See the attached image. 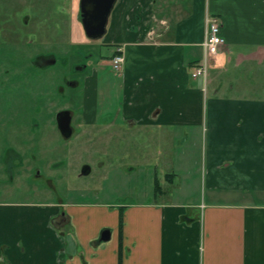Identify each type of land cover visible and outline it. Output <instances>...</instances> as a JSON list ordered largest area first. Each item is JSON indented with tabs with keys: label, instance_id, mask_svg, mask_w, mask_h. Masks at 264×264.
<instances>
[{
	"label": "crops",
	"instance_id": "1",
	"mask_svg": "<svg viewBox=\"0 0 264 264\" xmlns=\"http://www.w3.org/2000/svg\"><path fill=\"white\" fill-rule=\"evenodd\" d=\"M75 1L70 14L58 8L54 21L50 14L54 29L70 26L72 39L83 31ZM207 16L218 19L222 38L211 56V83L208 73L205 80L191 76L203 59ZM16 27L7 39L21 43ZM102 41L123 48L121 106L114 117L100 110L94 75L84 91L83 123L199 130L194 169L177 171L178 186L176 163L164 175L170 189L196 187L199 195L161 199L167 189L156 175L155 197L128 203L123 219L109 222L74 211L57 222L56 205L0 203V264H264V0H116ZM104 230L109 238L100 240Z\"/></svg>",
	"mask_w": 264,
	"mask_h": 264
},
{
	"label": "rangeland",
	"instance_id": "2",
	"mask_svg": "<svg viewBox=\"0 0 264 264\" xmlns=\"http://www.w3.org/2000/svg\"><path fill=\"white\" fill-rule=\"evenodd\" d=\"M43 2L52 6V13L45 10L50 5L44 6ZM78 2L75 1L77 6ZM70 3L71 0H0V28L4 29V35H0V78H3L0 85V203L29 204L37 208L56 205L61 212L74 211L85 217L94 212L95 218L109 222L111 218L123 219L128 203L153 199L156 175L164 183L162 188L167 189L161 199L180 202L196 199L199 195L196 187H192L190 193L170 188L180 183L182 178L177 174L180 168L183 170L185 165L188 170L190 164L194 169L192 159L201 154V148L197 147L198 139L202 141V132L129 128L123 124L112 128L83 123L84 77L81 74H91L95 68L97 103L102 112L108 111V115L114 117L122 100V68H112L111 61L104 57L111 51L108 42L88 39L80 20L83 31L77 34V39H72L69 25L54 29L50 14H55L53 21L58 18L55 17L59 14L58 8H65V13L70 14ZM24 20L29 22L24 23ZM15 24L14 35L21 33V43L7 39L10 27ZM34 24L46 28L48 24V33L38 35ZM78 50L93 52L88 69L79 74L73 71L72 65L80 60ZM44 55H52L53 61L43 62ZM211 62L210 58L207 68L210 83ZM228 75L224 74L225 80ZM69 79H79L80 84L68 87L66 80ZM258 84L254 82L253 87ZM63 109L72 112L69 137L61 134L56 123V113ZM157 145L160 153L153 154L151 150ZM12 152L17 155L10 165L6 157ZM145 155L151 156L150 162L144 160ZM147 164L152 172L145 169ZM84 165H88L90 171L82 174ZM172 167L176 173L172 175L174 181L170 186L164 175L172 171ZM76 205L80 207L71 209Z\"/></svg>",
	"mask_w": 264,
	"mask_h": 264
},
{
	"label": "water",
	"instance_id": "3",
	"mask_svg": "<svg viewBox=\"0 0 264 264\" xmlns=\"http://www.w3.org/2000/svg\"><path fill=\"white\" fill-rule=\"evenodd\" d=\"M116 0H80V17L85 35L91 39L101 38L106 32V26L111 9ZM71 115L69 110H59L56 113V123L61 134L68 137L71 132ZM89 172V166H83L81 173ZM109 230L101 233L100 240L109 238Z\"/></svg>",
	"mask_w": 264,
	"mask_h": 264
},
{
	"label": "built area",
	"instance_id": "4",
	"mask_svg": "<svg viewBox=\"0 0 264 264\" xmlns=\"http://www.w3.org/2000/svg\"><path fill=\"white\" fill-rule=\"evenodd\" d=\"M207 32L203 42L204 54L202 61L194 68L191 76L201 77L205 80L207 75V68L210 62V58L218 51V46L222 42V38L219 36V21L216 17L207 16ZM119 53H116L112 58V67L119 70L123 64L124 57L122 49L117 48Z\"/></svg>",
	"mask_w": 264,
	"mask_h": 264
},
{
	"label": "flooded vegetation",
	"instance_id": "5",
	"mask_svg": "<svg viewBox=\"0 0 264 264\" xmlns=\"http://www.w3.org/2000/svg\"><path fill=\"white\" fill-rule=\"evenodd\" d=\"M138 17L136 16V19H137ZM1 29L2 30H4L2 27H1ZM0 35H4L3 33H1L0 32ZM87 37V36H86ZM2 38H4L5 39V36L4 37H2ZM88 38V37H87ZM88 39H90V40H93V41H96V40H101V42H103L102 40H103V36L101 37V38H98V39H91V38H88ZM12 42V41H11ZM108 48H110L111 49V51H110V53L108 54V55H105L104 57L106 58V59H109L110 61H111V66H112V58H113V53H114V47H113V44H111V43H108ZM118 48H121V46L120 47H118ZM78 58L80 59L79 61H75L74 63H72V65H73V71L74 72H76L77 74H79V73H84L87 69H88V66H89V64L91 63V57H93V52H89V51H82V50H78ZM41 60L43 61V62H51V61H53V56L52 55H44V56H42V58H41ZM99 65V64H98ZM113 68V67H112ZM121 68H122V66H121ZM120 68V69H121ZM94 69V71L93 72H95V68H93ZM114 69V68H113ZM119 69V70H120ZM91 73V74H87V73H84V74H81V76H83L84 78H83V83H84V86H83V90L85 91V88H86V86H87V84H88V82H91L92 80H93V77H94V73ZM3 78L1 77L0 78V85H3ZM66 84L68 85V87H72V86H78L79 84H80V80L79 79H77V81H75L74 79H69V80H66ZM63 110H68V109H63ZM70 111V110H69ZM70 115H71V119H72V112L70 111ZM70 123H71V121H70ZM72 129V128H71ZM71 134H72V132H71ZM71 134L69 135V136H71ZM68 136V137H69ZM16 153L15 152H12L11 154L10 153H8V155H7V157H6V160L8 161V163L11 165V161H12V159H14L15 157H16ZM14 157V158H13ZM10 165H8V167H7V169H8V171L9 172H11V167H10ZM85 166V165H84ZM83 168V167H82ZM89 171H90V168H89ZM65 211L64 212H60V217L58 218V220H57V222H60V221H62L63 219H64V217H65Z\"/></svg>",
	"mask_w": 264,
	"mask_h": 264
},
{
	"label": "trees",
	"instance_id": "6",
	"mask_svg": "<svg viewBox=\"0 0 264 264\" xmlns=\"http://www.w3.org/2000/svg\"><path fill=\"white\" fill-rule=\"evenodd\" d=\"M117 48H118V46H116V47L114 48V53H113V55H115L116 53H119V51L117 50Z\"/></svg>",
	"mask_w": 264,
	"mask_h": 264
}]
</instances>
